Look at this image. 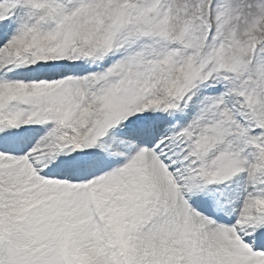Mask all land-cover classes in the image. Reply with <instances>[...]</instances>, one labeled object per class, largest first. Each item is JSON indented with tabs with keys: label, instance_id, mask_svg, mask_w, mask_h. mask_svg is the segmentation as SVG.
I'll return each mask as SVG.
<instances>
[{
	"label": "snow or ice",
	"instance_id": "snow-or-ice-1",
	"mask_svg": "<svg viewBox=\"0 0 264 264\" xmlns=\"http://www.w3.org/2000/svg\"><path fill=\"white\" fill-rule=\"evenodd\" d=\"M0 264H264V0H0Z\"/></svg>",
	"mask_w": 264,
	"mask_h": 264
}]
</instances>
